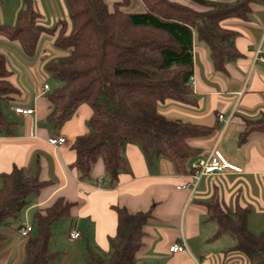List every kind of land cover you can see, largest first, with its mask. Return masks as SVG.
I'll list each match as a JSON object with an SVG mask.
<instances>
[{"label":"trees","instance_id":"trees-1","mask_svg":"<svg viewBox=\"0 0 264 264\" xmlns=\"http://www.w3.org/2000/svg\"><path fill=\"white\" fill-rule=\"evenodd\" d=\"M134 1L117 0L110 7L106 0H65L69 27L59 20L50 29L40 25L34 0H21L14 23L0 22V36L17 42L26 57L35 54L43 34H55L52 46L66 53L42 57L43 72L61 83L44 97L50 108L47 121L56 126L81 104L92 111L88 132L77 136L71 147L75 152L71 167L82 181L89 180L100 161L110 185L116 186L119 175L130 173L124 157L127 144L138 146L149 165L164 157L178 174H191L190 163L204 153L188 142L209 136L213 129L166 117L160 108L166 102L195 106L190 84L195 45L207 50L213 69L220 73L241 56L235 47L238 33L221 23L229 18L245 20L252 0H190L199 10L170 0ZM9 74L0 52V136H12L16 128L7 114L20 91L8 81ZM243 125L240 145L254 132L264 135V114L245 119ZM48 185L24 167L14 166L0 175V244L5 240L2 230L19 221L30 205L29 197ZM73 205L58 197L33 212V237L22 264H53L58 259L50 249L52 227L69 217ZM205 206L207 220L216 227L208 241L230 234L234 239L230 251L245 256L248 264H264V230L249 229V206L235 202L228 209L215 198ZM115 212L116 232L108 250L87 249L85 264H147L136 253L150 212L129 213L124 208Z\"/></svg>","mask_w":264,"mask_h":264},{"label":"crops","instance_id":"crops-1","mask_svg":"<svg viewBox=\"0 0 264 264\" xmlns=\"http://www.w3.org/2000/svg\"><path fill=\"white\" fill-rule=\"evenodd\" d=\"M170 1L188 5L185 0ZM210 1L233 3L236 0ZM33 6L40 15V20L42 12L47 11L46 7L52 10L50 13L53 17L48 23L50 27H43L51 29L59 20L65 21L69 27V22L64 19L66 11L61 0H34ZM188 6L194 7L191 4ZM221 24L224 28L238 33L235 47L241 56L226 65L225 73H220L213 69L207 50L195 45L191 85L196 97L195 106L186 108L166 102L161 106L160 112L169 118L212 127L213 131L209 136L192 139L188 144L202 150L204 155L200 157L206 156L216 147L229 163L241 168V173L226 170L221 175H214L215 177H222L228 184L239 179L251 180L256 185L263 186L260 212L264 215V135L254 132L246 143L240 145L238 142L239 134L244 129L243 121L256 119L264 114V63L253 61L255 49L264 43V0L251 1L245 20L229 18ZM54 36H46L47 38L40 41L38 50L32 57H28L29 60L23 59L24 54L17 42L14 44V41L9 42L0 36V52L5 56L6 68L10 72L8 81L20 91V98L9 107V114L16 124L15 133L12 136H0V175L9 173L14 166L24 167L31 172H37L41 181L50 182L40 193L33 195L30 205L21 217H32L33 210L49 205L58 197L74 204L69 217L63 218L66 220L54 223L55 231L52 227L50 249L58 253V259L53 264H84L82 258L79 260L81 248L108 250L109 239L116 232L115 208H124L129 213L148 211L150 218L143 227L142 246L137 251L136 258L147 264H195L196 260L191 254L200 258L204 253L199 245L195 246L189 241L200 236L198 215L205 214L206 220L208 217L205 204L210 199L208 201L209 195L203 193L205 184L202 188L198 184L199 187L194 192L177 190L176 186L188 181L189 174H178L173 162L164 157L157 158L149 165L140 148L132 144H127L124 148L130 173L119 175L116 186L110 185L109 177L100 161L92 167L89 180L82 181L77 178L76 171L71 167L75 160V152L71 147L77 136L88 132L86 122L92 111L88 105L81 104L60 126L47 121L50 112L44 97L47 92H43L42 86H37L40 71H43L41 60L45 55L66 54L54 49ZM23 80L30 84L25 94L20 86ZM15 107L31 108L34 112L31 116L16 115L13 112ZM220 111L228 113L227 116L232 112V118L227 125H222L217 120ZM58 137L64 138L65 143L60 146L47 143L48 138ZM219 145L226 146L227 153L219 149ZM233 146L236 148L234 156L233 151L231 152ZM214 188L215 194L212 197L218 198L226 208L217 196L218 189ZM195 194L197 196L192 208L187 209V202ZM203 194L207 195L206 200L200 202ZM251 200L260 202L259 198H252L247 202ZM242 201L236 193L232 199V208L235 202L250 207V204H243ZM184 209L187 215L182 218L180 215ZM252 216L249 214V218ZM21 217L12 226L2 230L5 240L0 244V264H22L25 260V247L33 234L26 239L20 237L18 229L23 225ZM252 220L253 223L256 221L254 218ZM249 229L254 233L264 230L256 231L251 226ZM71 230L80 234L73 242L68 240ZM180 231H184L187 252L170 253V245L180 243V239L184 240ZM66 245L70 247L67 248ZM65 246L66 249L61 250ZM204 256L201 264H211L212 259L209 256L212 255ZM151 259L153 261L149 262Z\"/></svg>","mask_w":264,"mask_h":264},{"label":"rangeland","instance_id":"rangeland-1","mask_svg":"<svg viewBox=\"0 0 264 264\" xmlns=\"http://www.w3.org/2000/svg\"><path fill=\"white\" fill-rule=\"evenodd\" d=\"M114 1H117V0H106V3L111 7L112 2H114ZM135 1H138V0H135ZM61 3L63 4V7L65 8V11H66L64 19H66L70 24L68 9H67L65 0H61ZM185 3H187L188 5H190V4L194 5V8H196V10L200 9V8L197 9L199 6H197L196 4L191 2L190 0H185ZM133 5H134V3H133ZM133 5L131 6V8L133 7ZM21 8H22L21 0H0V22L3 24H6V25H12L18 11ZM46 8H47V11L44 10V12H42V16H41L42 19L39 20V23L42 26L50 27V26H48L49 25L48 23L50 22L51 18L53 17V14L50 13V11H52V10H50L48 7H46ZM43 19H45V20H43ZM54 24H55V22H54ZM51 27H53V26H51ZM44 38H47V37H46V35L43 34L41 36L38 44H37L36 51L39 48L40 41H42ZM12 43L16 44L15 42H12ZM9 48L11 50H14V48L12 49V47H9ZM16 53H18V52H16ZM207 55H208V52H207ZM23 59L29 60L28 57H26L25 55H23ZM244 80H245L244 81V85H245L246 79H244ZM43 84H47L50 88V91L61 86L60 81L53 79L52 77L48 76L45 72L40 71V76H39V79L37 80V86L41 87ZM20 86L22 87L23 93L25 94L26 93L25 90H27L26 88H28V86L30 87V84H29V82L23 80L22 85H20ZM19 98H20V96L15 98V100H13L11 103L15 102ZM219 109H221V108H219ZM6 113H8V112L6 111ZM219 113H221L225 116H227V114H228L224 111H220ZM7 115H8V119L10 121H13V117L9 113ZM86 125H87V122H86ZM58 126H60V125H58ZM218 148L222 149L224 151V153H227V152H225L226 146L222 147V145H219ZM231 152H232L233 156L236 155V148H234V146H233V149L231 148ZM151 170L155 171L154 168H152ZM236 181L237 182H234V183L231 182L230 184H228L225 181V179H223L222 177L204 176V177H202L200 183L199 182L197 183V186H198V184H200L199 186L202 188L204 184L206 185L205 188H203V191H204L203 193L209 195V197H207L208 201H209V199L211 200L213 198L212 196L215 194V192H214L215 188L214 187H216L218 189L217 196L224 202L226 208H228V209H232V199H233V196L237 193V195L241 199H243V201H242L243 204H250V207L252 210L251 213H253V216L251 213H250V215L252 216V218H254L256 220L253 223L252 218L251 217L249 218V216H248V221H249L248 226L249 227L251 226L252 229H254L256 231H261L264 228V215L262 214V212H260V210L262 208V206H261L262 193L261 192L263 191V186L256 185L251 180H239V179H237ZM207 195L203 194L201 196L202 198L199 201L204 202V200H206L205 197ZM195 196H197V194H195L192 197L190 202H187L188 204H186V206H185L187 209L192 208V205L194 204V201H195ZM244 196H245L246 200H244ZM251 197L252 198H259L260 202L259 201L257 202L256 200H251L250 202H247V200L252 199ZM29 199L30 200L33 199V195L30 196ZM216 199H218V198H216ZM34 211L35 210H33V212ZM185 215H187V214H185V209H184L180 216L183 218ZM256 216H258V217H256ZM198 218H200L199 223H198L200 236L197 239H193L194 241H189V242L195 246L199 245V249H201V251L204 253V255H212V256H209V258L212 259L211 264H248V260L245 256H243L242 254H240L238 252L230 251L231 248L234 246V239L230 234H224L219 239H217L215 241H208L209 237H211L212 234L216 230L215 224L213 222L207 221L205 214H202L200 216L198 215ZM21 220H23V224L24 223L32 224V219L29 216H27L25 219H23V217H21ZM63 220H66V219H62V220H58V221L63 222ZM58 221H56V222H58ZM255 223H256V225H255ZM57 226H56V230H57ZM53 230L55 231V227H53ZM180 233L182 234L184 241H187L186 237L183 234L184 231H180ZM21 238H24V237H21ZM66 246H67V248L70 247L68 245H66ZM66 246L61 247V250L66 249ZM92 251H94V249H92ZM185 252H187V248H186ZM80 253L81 254L79 256L80 257L79 260L81 261V258H82L83 263L85 264L84 256L87 253V249L85 250V249L81 248ZM207 253H209V254H207ZM191 255L196 260L195 264L196 263L201 264V261H202V258L204 255L199 256L200 258L193 256V254H191ZM204 258L207 259L206 256H204ZM150 261H153V259L149 260V262Z\"/></svg>","mask_w":264,"mask_h":264},{"label":"built area","instance_id":"built-area-1","mask_svg":"<svg viewBox=\"0 0 264 264\" xmlns=\"http://www.w3.org/2000/svg\"><path fill=\"white\" fill-rule=\"evenodd\" d=\"M253 61L264 63V43L257 46L254 51ZM190 84H193V77L190 78ZM49 86L47 84L42 85L43 92L49 91ZM13 112L16 115L31 116L34 112L31 108H13ZM232 118V112L225 116L223 114L217 115V120L222 123V125H227ZM47 143L51 146H60L65 143V139L58 138H48ZM190 169L192 170L189 174L188 181H184L180 185L176 186L177 190H188L189 192H194L197 187V183L204 176H214L221 175L224 171L229 170L234 173H241V168L232 165L229 161L220 153V151L213 147L212 150L206 156L196 158L190 163ZM33 232V225L29 223H24L19 229L18 233L21 237L29 238ZM80 237V234L75 230H71L68 233V240L70 242L76 241ZM180 243L172 244L169 246L168 251L170 253H180L186 250V246L183 239H180Z\"/></svg>","mask_w":264,"mask_h":264}]
</instances>
